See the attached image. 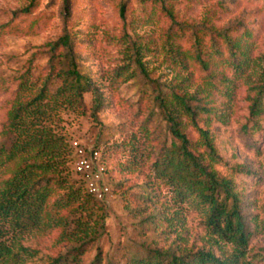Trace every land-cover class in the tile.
I'll return each instance as SVG.
<instances>
[{
	"label": "trees",
	"instance_id": "1",
	"mask_svg": "<svg viewBox=\"0 0 264 264\" xmlns=\"http://www.w3.org/2000/svg\"><path fill=\"white\" fill-rule=\"evenodd\" d=\"M139 1L141 4L151 3L150 10L141 6L148 15L152 11L158 17L167 18L171 24L157 37L123 36L120 40L125 47L121 52L127 63L109 77V84L118 87L117 81L122 76L135 75L140 108L153 106L146 120L147 127L153 133L157 121H165L167 133L172 135V140L154 163L156 174L167 179L181 196L195 197L206 214L205 224L211 238H215L219 246L230 244L233 251L230 255H217L207 248L187 251L157 246L147 248L144 254L136 252L126 257V264H240L258 225L252 227L243 212L242 194L234 178L223 176L215 169L221 155L212 131L205 127L211 128V120L220 114L221 120L226 122L228 117L223 111L230 106L229 99L234 96L236 81L252 62L259 59L264 62V53L254 55L255 32L247 27L237 24L218 27L214 23L212 16L216 22L221 10H230L223 1L214 5L204 20L192 23L177 19L173 10L180 0ZM129 5L130 0L118 1L124 20L128 17ZM32 12L31 7H27L14 16H30ZM45 23L37 17L24 24L9 22L0 25V43L5 35L38 33ZM99 43L76 30H68L54 42L47 43L51 57L44 75L34 79L30 67L15 80L0 128L1 236L11 231L20 235L41 230L52 233L70 226L87 232L79 216L90 212L99 203L107 202L106 197L112 193L106 183L110 192L105 198L100 199L90 191L93 170L81 172V181L71 179L68 169L74 150L49 127L61 108L83 109L88 92L94 96L95 112L103 111L111 104L100 90V81L85 71L82 64L83 51L94 57L100 54ZM150 58L166 64L177 74L184 73L183 78L161 83L159 78L152 76L148 66L153 61ZM261 75L263 80L253 87L256 94L251 99L248 123L242 127L250 138H257L264 130L259 124L264 117V66ZM219 96L226 98L222 103L226 106L223 110L216 106ZM155 112L159 115L158 120L154 119ZM180 113L194 125L199 135L196 141L182 129ZM94 151L100 154L99 149L94 148ZM102 157L101 152L99 164L103 163ZM235 172L253 174L246 166L235 168ZM131 200L141 204L143 210L156 204L155 196L150 192L135 195ZM162 220L160 213L148 215L154 228L162 227ZM86 244L81 243L43 264H78ZM23 251L24 257L13 254L0 242V264L10 258L15 263L24 262L27 256L37 254L29 248ZM107 264L115 262L111 259Z\"/></svg>",
	"mask_w": 264,
	"mask_h": 264
},
{
	"label": "rangeland",
	"instance_id": "2",
	"mask_svg": "<svg viewBox=\"0 0 264 264\" xmlns=\"http://www.w3.org/2000/svg\"><path fill=\"white\" fill-rule=\"evenodd\" d=\"M118 1L35 0L33 3V0H0V25L9 22L24 24L30 18L37 17L46 21L38 33L5 35L0 43V128L9 107L15 80L30 67L34 79L44 75L51 57L47 43L54 42L68 30H76L96 39L100 42V54L94 57L83 51V69L96 76L100 81V90L111 104L106 105L103 111L95 112L94 96L88 92L83 109L61 108L49 127L74 150L68 169L72 180L81 181L82 177L77 169L80 160L78 149L82 148L92 161V150L95 148L100 150V154L103 153V163L93 160V165L105 169L101 182L112 188V193L106 197L107 202H101L92 207L90 212L79 216L87 232L70 226L52 233L41 230L20 235L11 231L0 235L1 245L8 247L13 254L24 257V249L37 251L34 257L25 256L24 262L15 263L10 258L2 264H43L86 242L78 264H95L98 258L96 264H107L111 259L115 264H126V257L136 252L144 254L147 248L157 246L187 251L207 248L217 255H230L233 251L230 244L219 246L215 238H211L205 224L206 214L198 206L195 197L181 196L167 179L156 174L154 163L172 140V135L167 133L165 121H157L153 133L147 127L146 120L153 106L144 108L143 105L140 108L142 104L138 100L135 75L130 73L122 76L117 81L118 87L109 84V77L114 76L118 67L127 63L121 52L125 47L120 40L123 36L157 37L171 24L167 18L158 17L152 11H148V15L141 6L150 10L151 3L141 4L139 0H130L128 17L124 20ZM222 1L230 10H221L216 22L211 14L214 23L218 27L237 24L255 32L254 55L263 54L264 0H180L173 11L182 23L202 21L208 11ZM27 7L33 11L30 16H14V13ZM148 66L153 78H159L161 83L180 81L184 76V73L177 74L166 64L154 59ZM263 66L264 62L260 59L248 66L236 81L229 108L222 104L226 98L219 96L220 99H217L216 106L219 105V109L226 107L223 111L228 117L226 122L221 120L220 114L211 120V128L205 127L212 131L214 143L221 155L215 169L223 176L234 178L242 194L243 212L253 224L252 227L258 225L240 264H264V130L257 138H250L242 131L250 117L251 99L256 94L253 87L263 80ZM158 116L155 112L154 119ZM262 119L259 124L264 129V117ZM180 121L182 129L196 141L199 135L194 125L182 114ZM241 166L248 167L253 174L236 173L235 168ZM143 192L152 193L156 200L155 205L144 210L141 204L131 200ZM152 212L160 213L162 227L151 226L148 215Z\"/></svg>",
	"mask_w": 264,
	"mask_h": 264
},
{
	"label": "built area",
	"instance_id": "3",
	"mask_svg": "<svg viewBox=\"0 0 264 264\" xmlns=\"http://www.w3.org/2000/svg\"><path fill=\"white\" fill-rule=\"evenodd\" d=\"M76 146H78V143H76ZM80 160L77 164V169L79 172H86L93 170L94 177L93 180L89 184L90 191L97 195L98 198L103 199L106 197V195L110 192V189L101 182L102 180V174L105 170L103 167H95L93 165V160H99V152L94 151L92 152V161L87 158V156L84 153V150L82 148L78 149Z\"/></svg>",
	"mask_w": 264,
	"mask_h": 264
}]
</instances>
